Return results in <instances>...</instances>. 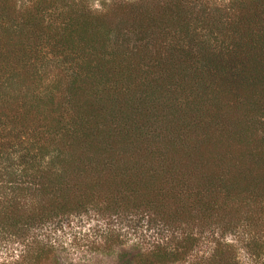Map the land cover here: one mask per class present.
<instances>
[{"label": "trees", "instance_id": "1", "mask_svg": "<svg viewBox=\"0 0 264 264\" xmlns=\"http://www.w3.org/2000/svg\"><path fill=\"white\" fill-rule=\"evenodd\" d=\"M99 4L0 0V224L35 264L90 213L158 230L138 264L261 257L264 0Z\"/></svg>", "mask_w": 264, "mask_h": 264}, {"label": "rangeland", "instance_id": "2", "mask_svg": "<svg viewBox=\"0 0 264 264\" xmlns=\"http://www.w3.org/2000/svg\"><path fill=\"white\" fill-rule=\"evenodd\" d=\"M100 2L92 0L96 7ZM157 232L147 219L136 215L107 219L90 213L71 217L58 227H45L32 236L43 244L55 245L48 262L41 264H138L139 253L160 240ZM246 233L229 235L224 240L234 243L241 264H264V255L254 257L246 248L250 232ZM204 241L186 261L175 264H205L213 246ZM40 250L43 249H28L23 238L13 236L7 223L0 224V264H35Z\"/></svg>", "mask_w": 264, "mask_h": 264}]
</instances>
